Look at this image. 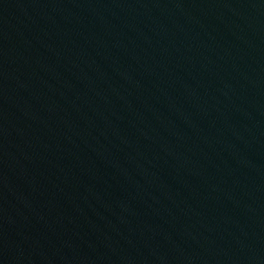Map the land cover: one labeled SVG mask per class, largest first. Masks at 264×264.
<instances>
[{"label": "water", "instance_id": "water-1", "mask_svg": "<svg viewBox=\"0 0 264 264\" xmlns=\"http://www.w3.org/2000/svg\"><path fill=\"white\" fill-rule=\"evenodd\" d=\"M0 264H264V0H0Z\"/></svg>", "mask_w": 264, "mask_h": 264}]
</instances>
